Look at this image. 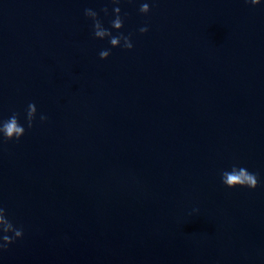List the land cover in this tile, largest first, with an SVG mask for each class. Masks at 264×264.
Returning <instances> with one entry per match:
<instances>
[{
    "label": "water",
    "instance_id": "obj_1",
    "mask_svg": "<svg viewBox=\"0 0 264 264\" xmlns=\"http://www.w3.org/2000/svg\"><path fill=\"white\" fill-rule=\"evenodd\" d=\"M118 6L132 49L84 15L110 28L111 0H0V119L26 128L0 143L23 228L0 264H264V0ZM233 165L258 186L223 185Z\"/></svg>",
    "mask_w": 264,
    "mask_h": 264
},
{
    "label": "clouds",
    "instance_id": "obj_2",
    "mask_svg": "<svg viewBox=\"0 0 264 264\" xmlns=\"http://www.w3.org/2000/svg\"><path fill=\"white\" fill-rule=\"evenodd\" d=\"M253 6L260 4L261 0H245ZM114 5L112 9V15L114 18L110 21V28H106L101 20L99 13L92 8H86L84 15L92 21L93 35L95 38L109 40L112 47H122L124 49H132L133 43L131 39V33L125 35L119 30L124 26V17L128 13L121 15V8L118 6L120 0H111ZM101 11L107 16L109 15V9L107 6L101 9ZM138 11L141 14H147L151 11L150 5L147 2L140 4ZM112 29L117 30V34L113 35ZM141 33L148 31L147 26H143L139 29ZM111 54V49L102 50L99 53L101 59H107ZM37 107L34 102H30L25 109V121L27 128L33 127V122L36 120ZM40 121H46L48 117L41 114ZM26 128L20 123L19 113L14 112L7 119H0V143H7L8 141H19L25 134ZM221 183L228 188L246 187L249 189H255L259 184L258 173L250 172L247 168L233 165L231 170H224L221 172ZM11 233V235H9ZM23 237V228L17 227L11 219L8 217V213L5 207L0 205V253L6 251L10 244L14 243L17 239Z\"/></svg>",
    "mask_w": 264,
    "mask_h": 264
}]
</instances>
